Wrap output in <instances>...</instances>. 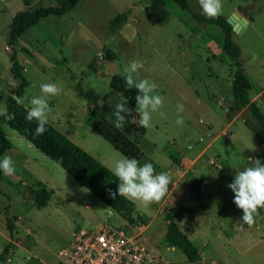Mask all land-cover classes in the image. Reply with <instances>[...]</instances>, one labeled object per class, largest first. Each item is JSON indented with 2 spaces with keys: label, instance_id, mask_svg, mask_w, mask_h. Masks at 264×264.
Returning <instances> with one entry per match:
<instances>
[{
  "label": "rangeland",
  "instance_id": "1",
  "mask_svg": "<svg viewBox=\"0 0 264 264\" xmlns=\"http://www.w3.org/2000/svg\"><path fill=\"white\" fill-rule=\"evenodd\" d=\"M29 1L0 0V102L6 100L0 108L7 109V98L19 83L11 71L9 47L14 15L56 4ZM189 2L201 13L197 0ZM222 3L227 18L241 9L255 15L233 38L242 48L243 69L252 82L250 95L264 112V0ZM129 9L125 25L112 33L111 20ZM223 41L219 26L198 22L175 0H81L67 14L42 19L14 45L30 81L21 97H27L24 104L41 95V84H55L61 91L48 98V121L110 168L126 156L94 125L103 119L112 123L113 108L124 103L113 92L111 77L121 75L133 60L143 64L134 79L157 85L155 94L164 98L163 106L152 114L144 135L129 124V117L120 129L141 148V166L152 163L157 174L171 176L169 191L159 203L145 207L134 202V213L141 215L134 223L142 226L146 244L162 264L187 260L181 249L163 243L167 214L173 209L183 214L181 229L205 260L264 264V209L251 227L241 229L243 211L228 187L235 167L242 169L264 151V128L245 110L230 111L235 65ZM108 52L115 58L109 59ZM178 103L185 109L180 114L183 125L176 123ZM132 113L131 120L138 123L136 108ZM3 127L12 144L3 156H11L16 171L3 173L0 180V248L10 249L0 264H61L59 251L70 244L77 228L102 223L128 228L120 214L63 167L7 123ZM41 181L55 192L47 206L38 208L32 189Z\"/></svg>",
  "mask_w": 264,
  "mask_h": 264
},
{
  "label": "trees",
  "instance_id": "2",
  "mask_svg": "<svg viewBox=\"0 0 264 264\" xmlns=\"http://www.w3.org/2000/svg\"><path fill=\"white\" fill-rule=\"evenodd\" d=\"M81 0H55V5L40 6L35 9H25L16 13L10 24V44L11 48V71L16 79L19 80L18 85L12 89L7 98V112L14 114L13 120H6L0 116V157L3 156L11 147V141L3 127L7 123L15 129L20 135L32 142L44 154L49 156L52 160L63 167L71 176H73L82 186L87 187L91 192L98 196L105 202L113 211L120 214L129 223L135 222L134 202L118 194L119 180L113 175L106 164L93 156L90 152L85 150L59 128L48 121L46 131L36 136V122H28L26 120L27 107L24 103L17 104L12 96L22 97L26 89L30 86V81L26 77L23 66L20 63L18 52L14 48L19 37L27 30L37 25L42 19L49 16H61L72 11ZM152 3H160L163 0H150ZM178 5L187 10L200 23L215 24L219 26L224 33L223 50L234 60L235 70L233 73L232 93L233 103L230 106L231 112H240L245 110L264 128V112L259 104L252 99L250 90L252 87L251 80L246 75L243 69L242 48L234 40L233 26L229 23L227 16L221 14L217 19H208L201 13L195 11L189 0H175ZM29 5L30 1L26 0ZM131 10H126L119 13L110 22V29L112 33H116L121 27L125 25ZM109 59L115 58V54L108 52ZM110 86L113 92L119 94L129 112L126 117L129 124L135 127V130L144 135L146 128L139 126V122L135 123L131 120L133 118L132 111L136 108L135 96L138 91L133 88L128 90L125 87L124 78L120 74H115L110 79ZM248 123V121L246 120ZM95 130L108 140L115 149L122 152L127 158H135L140 160L142 151L139 145L121 129L113 126V123L106 119L94 125ZM257 160L264 163V151L257 155ZM3 178V171L0 170V180ZM109 190L116 191L117 196L112 199ZM35 204L38 208L47 206L55 190L49 188L43 182L38 183L37 188H33ZM183 214L177 210H170L167 214L168 229L163 238V243L168 246L177 247L186 255L187 260L178 264H209L204 261L202 251L197 245L188 237V235L181 229L180 221ZM10 229H13V222L10 221ZM10 249L8 246L0 253V263L8 259Z\"/></svg>",
  "mask_w": 264,
  "mask_h": 264
},
{
  "label": "clouds",
  "instance_id": "3",
  "mask_svg": "<svg viewBox=\"0 0 264 264\" xmlns=\"http://www.w3.org/2000/svg\"><path fill=\"white\" fill-rule=\"evenodd\" d=\"M200 6L201 14L208 19H217L222 14V0H197ZM143 68V64L137 60H133L126 65L121 75L124 78L125 87L128 90L135 88L138 94L135 96L136 112L139 114V126L148 128L152 121V114L157 112L163 106V97L155 94L157 85L151 83L148 79H143L137 82L134 79V74ZM60 89L53 83H43L40 85L41 95L34 96L30 100V107L27 110L26 120L28 122H36L35 135L40 136L46 131L48 123V113L51 108L48 103V98L56 96L60 93ZM12 99L17 104H23L25 97L22 99L19 96H12ZM6 103V100L4 102ZM103 108L104 100L101 98L98 101ZM124 103H117L112 111L114 120L113 126L120 129L129 109ZM178 118L177 125H183L184 119L180 115L184 112V105L177 104ZM0 116L6 120H13L14 114H9L6 108H0ZM135 122V119H133ZM235 178L228 187L234 192V203L243 211L241 217L242 223L238 226L243 229L244 225L251 227L258 216L261 215V209H264V163L260 160H252L250 158L247 166L235 167ZM0 170L5 175H12L16 171L14 162L11 156L5 155L0 158ZM113 175L119 180L118 194L130 201L138 202L147 207L153 203H159L168 193L169 185L171 184V176L166 172L157 174L152 163H145L142 166L135 158L123 157L113 161L111 168ZM112 199L117 196L116 191L109 190Z\"/></svg>",
  "mask_w": 264,
  "mask_h": 264
},
{
  "label": "built area",
  "instance_id": "4",
  "mask_svg": "<svg viewBox=\"0 0 264 264\" xmlns=\"http://www.w3.org/2000/svg\"><path fill=\"white\" fill-rule=\"evenodd\" d=\"M142 226L122 229L109 223L77 228L59 251L61 264H162L145 242ZM141 229V230H140Z\"/></svg>",
  "mask_w": 264,
  "mask_h": 264
},
{
  "label": "water",
  "instance_id": "5",
  "mask_svg": "<svg viewBox=\"0 0 264 264\" xmlns=\"http://www.w3.org/2000/svg\"><path fill=\"white\" fill-rule=\"evenodd\" d=\"M252 15L245 9L237 10L228 17L229 23L233 26L236 33H242L248 26Z\"/></svg>",
  "mask_w": 264,
  "mask_h": 264
},
{
  "label": "crops",
  "instance_id": "6",
  "mask_svg": "<svg viewBox=\"0 0 264 264\" xmlns=\"http://www.w3.org/2000/svg\"><path fill=\"white\" fill-rule=\"evenodd\" d=\"M251 15H252V14H251ZM254 18H255V15H253V16L251 17L249 24H252ZM249 24H248V25H249ZM27 31H28V30H27ZM251 83H252V82H251ZM25 105H26L27 107H30V106H31V105H30V101H29V103H27V104H25ZM4 124H5V123H4ZM11 146H12V144H11ZM10 148H11V147H10ZM10 148L7 150V152L10 150ZM138 161H139V160H138ZM41 182H43V181H41ZM43 183L45 184V182H43ZM45 185H46V184H45ZM111 211H113V210L111 209ZM113 212H115V211H113ZM133 215H134L135 219L141 217V215H140V216H139V215H136L134 212H133ZM125 221H126L127 224H130L126 219H125ZM166 232H167V231H166ZM165 234H166V233H165ZM5 238L7 239V235L5 236ZM2 251H3V249L0 248V252H2ZM202 255H203V259H204L205 262H207V263H209V264H217L215 260H210V261L205 260V257H204L203 252H202Z\"/></svg>",
  "mask_w": 264,
  "mask_h": 264
}]
</instances>
